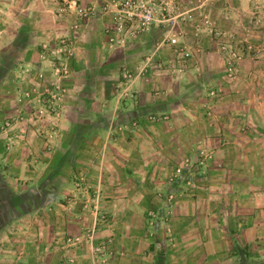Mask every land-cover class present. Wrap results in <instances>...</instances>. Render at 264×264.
Wrapping results in <instances>:
<instances>
[{
  "label": "rangeland",
  "instance_id": "374dc122",
  "mask_svg": "<svg viewBox=\"0 0 264 264\" xmlns=\"http://www.w3.org/2000/svg\"><path fill=\"white\" fill-rule=\"evenodd\" d=\"M118 1L42 0L36 4L39 18L19 20L18 15L30 9L20 11L22 4L17 0H11V4L0 0V235L32 233L29 221L57 215L64 220L68 214L79 222V230L67 233L65 226H59L61 245L86 250L92 264L98 256L107 258L113 241L111 233L99 237L100 226L110 225L109 212L100 205L107 180L99 169L107 142L116 141L118 130L125 125L88 132L100 155L96 176L81 170L65 174L68 152L65 145L59 144L69 135L65 126L71 121L66 112L80 32L95 14H100L110 47L125 46L154 24L163 29L158 31L153 49L135 52L140 54L137 65L117 63L111 68L110 81L103 89L110 85L117 103L135 98V86L140 79L147 83L152 96H159L165 90L157 79L165 76L166 87L179 81L180 85L193 86L192 92L175 93V101L179 98L180 103L187 101L178 94L190 97L182 110L188 109L191 119L198 120L203 115L216 126H237L223 132L216 127L205 138L191 135L192 146L183 149L179 157L170 158L173 163L161 165L158 175L148 179L151 186L158 187L152 195L158 204L145 210L141 218L143 230L148 228L146 234L156 239V249L164 251L165 245L156 238L158 229L160 233L163 230L171 247L177 246L171 223L180 214H173V208L184 194H192L202 185L216 182L230 190L219 193L225 206L219 214L225 219L241 217L236 208L239 202L264 201V0H165L167 10H163V18L143 32H136L128 23L120 26ZM171 37L177 38L176 43L170 42ZM181 44L187 46V56L178 48ZM200 57L215 61L222 70L220 79L211 85H196L204 74L198 65L202 62ZM225 99L228 101L224 102ZM198 110L200 115L196 116ZM103 117L95 116L98 123L104 121ZM168 120L173 123L176 117L167 112H150L145 118L154 133L164 129L162 122ZM128 123L134 128L139 126L136 120ZM89 125L92 127V123ZM75 134L81 138V129ZM41 157L47 165L44 169H39ZM51 157L57 162L50 163ZM17 158L27 171H35L36 177L13 180L12 163ZM227 171L232 174L228 179L218 178ZM51 173H57L55 179L53 175L50 178ZM164 186L168 188L163 190ZM252 212L256 218H264V212ZM260 230L264 232V228ZM230 235L233 249L241 250L238 234L231 231ZM256 245L252 242L248 247ZM16 246L12 241L0 243L7 260L17 255Z\"/></svg>",
  "mask_w": 264,
  "mask_h": 264
},
{
  "label": "crops",
  "instance_id": "0c3cea01",
  "mask_svg": "<svg viewBox=\"0 0 264 264\" xmlns=\"http://www.w3.org/2000/svg\"><path fill=\"white\" fill-rule=\"evenodd\" d=\"M7 1L11 4V0H4L3 4ZM41 1L17 0L22 4L20 11L30 9L21 13L22 15L19 14L18 19L39 18L37 12L39 5L36 4H40ZM92 1L82 0L85 3ZM55 26L60 28L59 25ZM150 28L141 36L130 39L123 47L108 45L100 14H95L80 32L78 57L73 63L75 70L72 75L74 77L70 81L71 95L66 112L67 116L70 115L69 121H71L65 126L67 135L69 130V135L59 144L60 147L65 145L68 152L66 161H69V164L66 165L64 173L72 175L75 170H81L96 176L98 171L96 165L100 155H97L98 146L92 144V137L88 132L92 130L96 133L106 131L110 126L122 128L125 125L118 130L116 141L107 142L102 168L100 166L99 169L104 173V180H107L103 186L104 198L100 205L109 212L110 216V225L100 226L99 237L111 233L113 241L110 250L107 251V258L98 256L94 264H159V262L160 264H264V247L261 244L264 243V232L260 230L264 228V218H256L255 213L252 212L254 210L263 215L264 201L239 202L236 208L241 217L222 218L219 212L223 211L225 206L220 201L219 193H228L230 190L224 186L220 187L221 183L211 182L208 186L202 185L192 194H184V197L177 201L173 214L178 213L180 216L176 220L173 218L174 221L171 223L176 247H171L163 230L161 234L158 229L156 238L165 245H163L164 251L157 250L154 245L156 239H153L150 233L146 234L148 228L143 230L145 226L141 218L142 213L152 207L156 208L158 204L155 198H152L158 187L151 186L148 179L158 175L161 165L165 167L168 162L173 163L170 158L179 157L183 149L192 146L191 135L196 134L195 138L200 136L205 138L213 129L216 130V127L224 128L217 129L222 132L228 129L224 125L216 126V123L207 120L203 115L199 116L200 110L198 114L194 113L199 116L198 120L188 116V109L182 110L185 108L184 105L188 104L190 97L187 94H178V97L187 101L180 103L179 98L175 101L177 97L175 93L192 92L194 88L191 84L180 85L179 81L169 88L164 86L163 79L166 77L162 76L157 81H162L159 85L165 91L159 96H152L147 91L149 88L147 83L140 79L135 86V98L124 99L120 103L115 101L110 85L107 89L110 91L103 89L104 84L110 81L109 73H112L111 68L114 65L118 63L135 66L140 58V54L135 53L136 51L151 50L155 47L158 31L163 29L158 27V24ZM199 60L202 62L198 65L202 67L204 74L199 81H196V85L208 86L220 79L222 70L216 67L215 61L203 60L201 57ZM259 85L262 86L257 84ZM198 91H201L200 86ZM166 96L167 101V98H163ZM226 101L228 100L225 99L224 102ZM150 112H167L170 117H176V120L173 123L169 120L163 121L161 128L164 129L154 133L151 131L153 127L149 129L145 122L146 114ZM96 115L104 116V121L100 122L102 124L97 122L99 120H96ZM91 118L92 127L89 125ZM130 120L138 121L139 126L136 128L130 126L128 123ZM236 127L230 123L228 130L231 131ZM79 129L82 132L81 138L75 134ZM174 132L177 134L175 135ZM245 146L240 145L241 148ZM53 158H50V163L57 162V159ZM39 163V169L47 166H44L42 157ZM13 164H15L12 171L13 180L26 179L32 175L36 177L37 173L32 170L27 171L21 165L23 162L19 158ZM230 175L232 174L228 171L222 172L218 178L228 179ZM56 176L57 173H51L50 178L55 179ZM53 186L51 185L52 188ZM167 188L164 186L162 189ZM223 203L225 204V201ZM229 207L230 204L227 209ZM201 217H206V220ZM29 223L32 224V233H22L12 237L0 235V243L6 244L12 241L17 244L14 249L17 255L15 258L11 257V260H7L4 250H0V264H92L86 250L61 245L62 241L57 235L59 226H65L67 233H75L79 230V222L68 214L64 220L59 219L57 215L50 219L39 217L38 220L36 218ZM25 225L29 227L28 224ZM231 231H235L239 236L236 238H239L238 242L241 243L239 251L233 249ZM252 242L257 244L255 248L252 247L254 251L248 247ZM246 245L250 250L246 249ZM70 257L73 258L72 261Z\"/></svg>",
  "mask_w": 264,
  "mask_h": 264
},
{
  "label": "built area",
  "instance_id": "2783aa9c",
  "mask_svg": "<svg viewBox=\"0 0 264 264\" xmlns=\"http://www.w3.org/2000/svg\"><path fill=\"white\" fill-rule=\"evenodd\" d=\"M118 3V12L121 13L120 26L122 23H128L130 26H134L136 32L148 30L153 23L163 18V10L166 9L165 0H119ZM176 41V37L170 38L171 43L174 44ZM178 48L183 55L189 54L185 44L179 45Z\"/></svg>",
  "mask_w": 264,
  "mask_h": 264
},
{
  "label": "trees",
  "instance_id": "16d2710c",
  "mask_svg": "<svg viewBox=\"0 0 264 264\" xmlns=\"http://www.w3.org/2000/svg\"><path fill=\"white\" fill-rule=\"evenodd\" d=\"M54 187V186H53Z\"/></svg>",
  "mask_w": 264,
  "mask_h": 264
}]
</instances>
